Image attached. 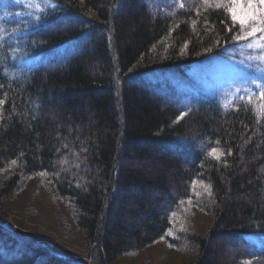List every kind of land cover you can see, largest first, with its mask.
<instances>
[{"label":"trees","instance_id":"obj_1","mask_svg":"<svg viewBox=\"0 0 264 264\" xmlns=\"http://www.w3.org/2000/svg\"><path fill=\"white\" fill-rule=\"evenodd\" d=\"M5 1L0 231L15 218L92 264L157 241L194 247L191 264H264V116L183 81L236 47L229 1L50 0L28 15ZM25 243L28 258L12 245L3 261L74 264Z\"/></svg>","mask_w":264,"mask_h":264},{"label":"rangeland","instance_id":"obj_2","mask_svg":"<svg viewBox=\"0 0 264 264\" xmlns=\"http://www.w3.org/2000/svg\"><path fill=\"white\" fill-rule=\"evenodd\" d=\"M155 1H157V4L166 5L170 3L174 4L178 1L184 2L186 0H152L151 2L154 3ZM207 1L225 5L228 4L229 0ZM5 2H12L15 6H23L24 10L22 11L25 15L34 13L31 10H42L46 3H48V5L52 4L50 0H48V2L47 0H21L19 3H17V0H6ZM3 8L4 0H0V20L3 16ZM245 34L246 33H241V35ZM257 35L260 34L258 33ZM250 42L254 44L257 43L252 38L247 41L237 40L236 47L231 50L228 56L224 58H213L202 69L190 72L188 74L189 76L183 80L188 87L186 92L189 93L191 83H195V87L199 88L202 86L206 92L215 95L217 100L224 107L231 108L242 104H249L259 115L264 116V99L260 97V91L264 90V70H257L264 69V60L260 59V57L264 56V49L247 47ZM249 57H252V59H248ZM249 65H251V67H249ZM190 76L194 77L196 80ZM174 81V84L179 89L183 91L186 89L184 84L176 80ZM45 206L48 207L46 203ZM193 211L190 217V232L204 235L210 220L201 210L194 208ZM24 212L28 214V209H24ZM14 219L15 218L2 219V226L5 227L6 231L11 233V238H8L0 231V264H7L3 259H8L6 258V255H8L7 251H9V246L12 245L14 246V252H16L14 255L15 258L19 256H26L28 258V247L25 242L45 248L56 256L64 255L56 252L54 247L55 244L58 245L56 239H51L50 241L43 236H33V232L26 230L25 227H18L17 224L14 223ZM27 223L28 222H25V224ZM22 240L25 242H22ZM163 244L162 241H157L153 246L138 252L135 256L121 260L118 264H191L194 261L196 254L194 247L190 246V251L185 250L187 253H184V251L175 253L172 251L171 247L166 244H164L166 246L164 247ZM230 251L231 253H228V256L233 255V250ZM234 252L235 250L233 253ZM64 257L68 258L66 255H64ZM68 259L74 264H92V260L83 255L69 254Z\"/></svg>","mask_w":264,"mask_h":264},{"label":"snow or ice","instance_id":"obj_3","mask_svg":"<svg viewBox=\"0 0 264 264\" xmlns=\"http://www.w3.org/2000/svg\"><path fill=\"white\" fill-rule=\"evenodd\" d=\"M19 2L21 0H17V3ZM226 12L229 14L233 27L238 24L241 32L246 33L245 35H237L234 39L247 41L252 38L257 43L250 42L247 47L264 49V0H229V6L226 7ZM228 30L231 31L232 28ZM258 33L260 35H257ZM248 59H252V57ZM260 59L264 60V56L260 57ZM257 70L261 71L264 69ZM260 97L264 99V90L260 91ZM3 103L4 101L0 100V104ZM184 115V113H181V116L177 119L183 118ZM211 151L214 153L216 149H212ZM228 154L230 155L231 152L229 151Z\"/></svg>","mask_w":264,"mask_h":264},{"label":"bare ground","instance_id":"obj_4","mask_svg":"<svg viewBox=\"0 0 264 264\" xmlns=\"http://www.w3.org/2000/svg\"><path fill=\"white\" fill-rule=\"evenodd\" d=\"M32 12H37V11H34V10H31ZM31 14H34V13H31Z\"/></svg>","mask_w":264,"mask_h":264}]
</instances>
